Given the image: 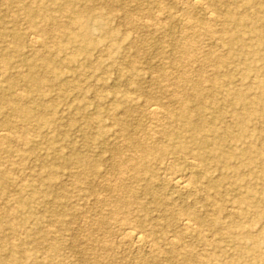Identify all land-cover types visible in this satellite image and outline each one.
Here are the masks:
<instances>
[{"label":"rangeland","instance_id":"rangeland-1","mask_svg":"<svg viewBox=\"0 0 264 264\" xmlns=\"http://www.w3.org/2000/svg\"><path fill=\"white\" fill-rule=\"evenodd\" d=\"M179 2L0 1V264H264V0Z\"/></svg>","mask_w":264,"mask_h":264},{"label":"bare ground","instance_id":"bare-ground-1","mask_svg":"<svg viewBox=\"0 0 264 264\" xmlns=\"http://www.w3.org/2000/svg\"><path fill=\"white\" fill-rule=\"evenodd\" d=\"M0 1H4V2H6V3H8L9 2V0H0ZM66 1V3H67V7L68 8H73V5H74V3H75V1L76 0H65ZM181 2L182 3H180V4H182L183 6H185L186 8H193V9H195V12H196V10H205V8H206V6H203V4L204 3H202L203 2V0H181ZM179 4V5H180ZM113 4H108V6H107V8L108 9H112L113 7H114V5L112 6ZM162 5V4H161ZM182 6V7H183ZM144 7V6H143ZM161 8H162V6H161ZM160 8V9H161ZM26 9V8H25ZM193 9H192V11H193ZM183 11H185L184 9H183ZM207 14V13H206ZM158 15V14H157ZM213 15L214 14H210V13H208L207 14V20H211L212 19V17H213ZM22 16H24L25 18H27L28 20H30V21H35V20H37L38 18H41V19H43V20H45V21H47V22H51V23H53L54 25H55V23L53 22L54 20V17H53V13H42L41 15H34L31 11H29V10H23V12H21V14H19V15H17V17H15L14 18V20H15V22H18V21H20V19L22 18ZM159 16V15H158ZM23 17V18H24ZM155 17V16H154ZM159 18V17H158ZM215 18V17H214ZM200 21H203V20H200ZM160 22V21H159ZM158 22V23H159ZM210 22V21H209ZM74 24H76L77 23V21H74L73 22ZM188 23H190L189 21H188ZM192 23H194V21H192ZM74 24H72V25H74ZM187 25V24H186ZM209 25V24H208ZM69 26V25H68ZM67 26V28L65 29V30H63L64 31V33H68V31L67 30H70V27H68ZM189 26V25H188ZM204 27H206V26H204ZM155 28V27H154ZM211 27H209L208 29H210ZM206 29H207V27H206ZM192 30V29H191ZM193 30H194V28H193ZM196 30V29H195ZM194 30V31H195ZM183 31H185L186 32V30H183ZM193 31V32H194ZM185 32H183V33H185ZM189 32V31H188ZM191 32V31H190ZM196 32V31H195ZM183 33H182V35H183ZM1 35L2 36H6V35H8L9 37H11V39H13V41L15 42V44H16V47H17V51H20V52H22L23 51V49L25 48L24 46H23V38H24V36L22 35V34H19V33H16V32H11V34H8V31L7 30H2L1 31ZM25 35V34H24ZM30 36V38H31V41H32V43L33 44H36V45H39L40 44V39L37 37V36H35L34 34H30L29 35ZM191 42V41H190ZM185 44V43H184ZM186 45V44H185ZM6 50H8V51H6V52H9L10 51V49L8 48V49H6ZM39 54H36L34 57H35V60L34 61H27L26 62V65L29 67V76H28V78H29V83H34L35 85H36V87H37V89H39L41 86H42V83H43V80H42V78L41 77H38V75H36V67H37V61L39 60ZM29 59V58H28ZM190 59V58H189ZM181 61H183V60H181ZM43 63H44V67L47 69V71H46V73H49L50 71L49 70H51V74L55 77V79H58L62 74H58L57 72H55V71H52V68H53V66H52V64H51V62L50 61H48V60H43ZM6 67L7 68H10V67H12L11 66V64L10 63H8V64H6ZM167 73V72H166ZM164 76H166L165 75V73H164ZM33 81V82H32ZM185 95V94H184ZM184 95H182V97L180 98V100H185L186 98L184 97ZM200 93H198L197 92V94L195 95V97H194V99L196 100V101H198V106L192 111L194 114H195V116H196V118L198 119V120H200V121H202V120H204L205 118H206V111H205V107H204V103L202 102V99L200 98ZM173 96V95H172ZM187 97V96H186ZM184 98V99H183ZM187 99H188V97H187ZM14 104H16V105H14V106H12V109H13V111L19 116V117H21V119L24 121V122H27L28 120H30L31 119V116H32V114H33V111L31 110V109H27V108H23L22 106H20V103H14ZM186 106V105H185ZM49 106H45L44 104H41L40 105V109H41V111L42 110H47L46 108H48ZM161 108H163V107H161ZM160 108V106H158V105H156V104H151L150 106H149V108H148V112H149V117H150V119H154L155 120V118H157L158 117V115H160V113L163 111L162 109ZM167 109V108H166ZM167 111H168V114H169V116H172V114H171V111L170 110H168L167 109ZM190 114H191V110L189 109V108H187V107H183L182 109H181V111L178 113V118L180 119V121L181 122H188V119H189V116H190ZM44 122H43V124H45V123H47L48 121H46V120H43ZM203 128H204V124H202V125H200V126H197L196 127V129L194 130V131H198V132H200L199 130H203ZM205 129V128H204ZM8 133V132H7ZM2 134V133H1ZM7 135V134H6ZM4 146V145H3ZM136 162V161H135ZM127 163H131V162H127ZM195 163V162H194ZM132 164V163H131ZM170 164V163H169ZM171 166V165H170ZM128 167V166H127ZM124 168V167H123ZM120 170H121V167H120ZM165 174V173H164ZM189 176H190V174L189 173H187V172H183V171H176V170H174V172L172 173V176H169L170 177V184H172L173 186H175V187H178L179 189H182V190H188L189 189V186H191L190 185V182H189ZM168 177V176H167ZM166 177V178H167ZM122 178V177H121ZM162 178V177H161ZM0 179H4V177L2 176V175H0ZM118 179V178H117ZM168 180V179H167ZM119 193V192H118ZM99 197V196H98ZM98 200V199H97ZM198 221H200L199 220V218L198 217H196V216H191L190 218H184V219H182L181 220V225L184 227V228H191V227H193L192 226V222H196V223H199ZM129 223V222H128ZM126 227V228H125ZM195 227V226H194ZM13 229V232H15V234H17L18 232H17V229L16 228H12ZM123 230H124V233H123V236H122V238L121 239H123V240H127V241H129L130 243H132V244H134V246L136 247V248H139V249H141V248H145V247H147V245H149L148 244V240H147V237H145L141 232H139V231H137L135 228H133V226L131 225V224H127L126 226H124L123 228H122ZM193 229V228H192ZM123 240H119V241H123ZM173 242H175V241H173ZM33 244V243H32ZM153 247V246H152ZM155 248V247H154Z\"/></svg>","mask_w":264,"mask_h":264}]
</instances>
